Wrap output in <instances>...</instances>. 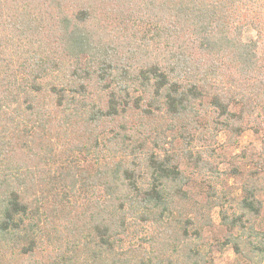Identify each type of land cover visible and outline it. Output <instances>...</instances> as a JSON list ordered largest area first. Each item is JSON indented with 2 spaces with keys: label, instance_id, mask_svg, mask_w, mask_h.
<instances>
[{
  "label": "trees",
  "instance_id": "obj_1",
  "mask_svg": "<svg viewBox=\"0 0 264 264\" xmlns=\"http://www.w3.org/2000/svg\"><path fill=\"white\" fill-rule=\"evenodd\" d=\"M249 131L226 206L220 155L187 150L186 169L174 145ZM214 207L220 248L264 264V0H0V250L213 264Z\"/></svg>",
  "mask_w": 264,
  "mask_h": 264
},
{
  "label": "rangeland",
  "instance_id": "obj_2",
  "mask_svg": "<svg viewBox=\"0 0 264 264\" xmlns=\"http://www.w3.org/2000/svg\"><path fill=\"white\" fill-rule=\"evenodd\" d=\"M251 35V30L246 29L243 34L244 40H248ZM226 137L227 136H225V134L219 133L216 137V140L214 141L204 142V140L194 139L192 140L191 144L187 145L185 148H183V145L180 146L178 144L174 145V148L179 155L178 157H180V165L182 166V168L186 167L187 169L188 163L185 160L186 158L184 157V154L187 150H198L201 152L203 151L204 153H209V150L213 147L215 153L220 155L221 157V160H219L217 164V169L221 174L219 178L220 185L218 186V188L220 190H224L227 193L229 192L228 197L230 201L226 204V206H229L230 204L234 205L236 199L240 194L241 179L233 173V169H236V164H238L237 166H240L241 162H237V158H235V156L241 155L240 153L243 150L252 153L254 151H258L261 146V141L260 139L256 138L250 131L246 132L244 135L237 139L236 146H230L229 144H227ZM63 163L64 162H62L59 157H56L55 165H58L61 169H63V167L65 166V164ZM61 171H64V169ZM198 184V181L191 184L193 194L196 198L200 197L201 192ZM54 200V196L49 195L43 206L44 211L50 218H54ZM219 213L220 207H214L211 210L210 216L213 224L211 226L205 227L203 231V238L210 241L211 243V255L213 264H239V261L236 258V255L233 253L232 249H222L218 244L217 238H220L224 234V229L220 225ZM258 228L264 229V214H262L258 220ZM46 255L42 253L39 254L37 256L38 261H44L47 257ZM22 261L24 260L13 254L10 250H0V264H23Z\"/></svg>",
  "mask_w": 264,
  "mask_h": 264
}]
</instances>
